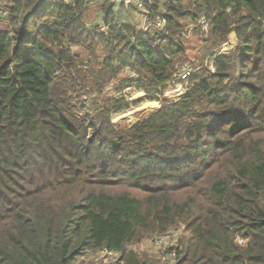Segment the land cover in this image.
Listing matches in <instances>:
<instances>
[{
  "label": "trees",
  "instance_id": "16d2710c",
  "mask_svg": "<svg viewBox=\"0 0 264 264\" xmlns=\"http://www.w3.org/2000/svg\"><path fill=\"white\" fill-rule=\"evenodd\" d=\"M91 1L0 0V264H153L127 244L177 226L175 264H264V0H153L165 33Z\"/></svg>",
  "mask_w": 264,
  "mask_h": 264
},
{
  "label": "rangeland",
  "instance_id": "374dc122",
  "mask_svg": "<svg viewBox=\"0 0 264 264\" xmlns=\"http://www.w3.org/2000/svg\"><path fill=\"white\" fill-rule=\"evenodd\" d=\"M88 1H90V0H88ZM96 2H97V4L98 3H100L102 0H95ZM92 3H95L94 2V0H92L91 1V5H92ZM90 5V7L92 8V9H96V6L95 5H92L91 6ZM115 7V6H114ZM120 7H123V8H120ZM117 8H119V9H117ZM116 8V10H115V12L117 13L116 15H117V24L118 25H125V24H127V25H134V27H136L138 30H141V27H142V23H143V16H142V13L141 12H139V11H135V9L133 8V7H131L132 8V10H129V8L128 7H125V6H119V7H117ZM118 13L120 14V15H118ZM95 19H96V16L95 15H93V13H92V20H94L95 21ZM3 22H1L0 23V25L2 24ZM148 24H153V23H155V21H153V19H150V21H148L147 22ZM99 25H100V23H99ZM101 27V26H100ZM202 31H205V30H203V29H201ZM199 35V34H198ZM191 36L193 37V38H196V34H191ZM189 39H190V41H189ZM189 39H187L186 40V43H187V46H188V56H189V58H191V59H193V56H194V52H193V49L194 48H196L197 46H198V43H199V40L197 39L194 43H191V42H193V39H191L190 37H189ZM235 37H234V35L233 34H230L229 35V37H228V43L227 44H223L221 47H220V51L221 52H226V53H229L231 50H232V48L235 46ZM188 58V59H189ZM191 67H192V65L191 64H189ZM211 69V68H210ZM112 87L113 86H111V85H109L108 87H107V90L105 91V93H104V95L107 97H110V96H113L114 95V92H113V90H112ZM175 87H179V86H175ZM130 91V89L128 88V90H125L124 92H129ZM132 92V95L134 94V93H136V92H134V91H131ZM138 92V91H137ZM177 91H174V90H168L165 94H164V96L165 97H169V98H171V97H175L176 96V93ZM141 95V94H140ZM140 95H139V97H140ZM133 97V96H132ZM132 97H131V99H132ZM141 105H139V107H137L138 108V110H141V109H146V110H150V109H154L152 106L154 105V104H156V103H145V102H141L140 103ZM145 105H147V106H145ZM135 110V109H134ZM133 112V111H132ZM132 112H130V111H128L127 113H125L126 115L128 114V115H130ZM120 116H123V115H120ZM119 117V116H118ZM122 119V118H121ZM113 121H114V123H118V121H119V119H113ZM132 122H133V120H131ZM132 122H129L128 124H133ZM170 232H173V233H175L176 235V240H180L179 239V237H187V234L188 233H186V232H184V228L182 227V226H180V227H178L177 226V229H172ZM160 234L161 233H159V234H157L158 236H160ZM163 234V233H162ZM161 234V235H162ZM156 234L155 235H153L152 237H155V236H157ZM151 237V239H153ZM150 237H148V238H145V239H143V240H141V241H138V242H134V243H129V244H127V246H126V249L128 250V251H133L134 253H136L138 256H139V258H141V259H144V260H147V261H149V262H151V263H153V264H166V261H164L163 260V257L164 256H166V254H162V253H160L159 251H157V250H154L153 248H151L150 246H149V241L151 240V239H149ZM149 239V240H148ZM238 243L239 244H243L244 242H242V241H240V240H238ZM177 245H178V242L176 243ZM177 245H176V248H177ZM179 246V245H178ZM177 249H179V248H177ZM180 249H181V246H180ZM180 249H179V251H180ZM98 253H95V254H90L89 255V257L88 258H86V259H84V260H81V263L82 264H99V263H97L96 261H95V259L98 257ZM119 257H120V255L117 253V255L116 256H114L113 258H108V259H110V260H116L117 261V263L116 264H119V261H118V259H119ZM158 259H160V260H158ZM161 262V263H160Z\"/></svg>",
  "mask_w": 264,
  "mask_h": 264
},
{
  "label": "built area",
  "instance_id": "2783aa9c",
  "mask_svg": "<svg viewBox=\"0 0 264 264\" xmlns=\"http://www.w3.org/2000/svg\"><path fill=\"white\" fill-rule=\"evenodd\" d=\"M61 1H68V0H61ZM114 5L116 6H125L128 8L133 7L135 11H139L142 13L143 16V23L141 27V32L144 33L150 28L155 29L157 32L165 33L166 31V22L163 18H157L156 22L153 24H148L147 22L150 21V12L148 11V7L151 5L153 0H110ZM7 16V13L0 8V23L3 22L4 18ZM202 29L206 30L207 25L205 24V21H201ZM101 30L106 35L108 33L107 28L103 25V23H100ZM192 68L188 65H183L178 73L175 75L177 80L180 81H187L188 78L191 76ZM176 234L173 232H166L163 235L153 237L149 241V246L153 248L154 250L159 251L162 254H166V256L163 257V260L166 261V264H175V262L178 259L177 255V248H176ZM148 239V240H149ZM117 253L114 252H107L102 251L99 253L98 257L95 259V261L99 264H116V260H110L108 258H113L116 256Z\"/></svg>",
  "mask_w": 264,
  "mask_h": 264
},
{
  "label": "crops",
  "instance_id": "0c3cea01",
  "mask_svg": "<svg viewBox=\"0 0 264 264\" xmlns=\"http://www.w3.org/2000/svg\"><path fill=\"white\" fill-rule=\"evenodd\" d=\"M102 1H103V0H102ZM117 7H119V6H116V5H115L114 10H116ZM120 8H123V7H120ZM117 9H119V8H117ZM129 10H132V8H129ZM118 15H120V14L118 13ZM132 91L137 92L136 90H132ZM138 94H141V93H138ZM132 96H133V95H132ZM137 98L140 99L139 96H138ZM138 107H139V106H138ZM136 109H138V108H136Z\"/></svg>",
  "mask_w": 264,
  "mask_h": 264
}]
</instances>
